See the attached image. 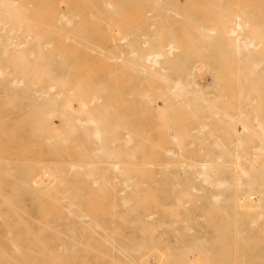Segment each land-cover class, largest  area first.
<instances>
[{
	"label": "bare ground",
	"instance_id": "6f19581e",
	"mask_svg": "<svg viewBox=\"0 0 264 264\" xmlns=\"http://www.w3.org/2000/svg\"><path fill=\"white\" fill-rule=\"evenodd\" d=\"M148 2L147 5L151 6L152 8V12L153 14L150 13V16L151 17H154V20L156 19V17L158 15H160L161 12H163V10L168 13V15H166V13H162L163 16L165 14V17L167 18L168 17H172L171 15H174V13L172 12V6L173 5H170L168 4L167 5V0H0V108H8L7 110L10 111L12 110L14 107H16V103L13 101H11V103L7 106L5 105V101H7L5 99V101L3 100V96L5 97V95H10V96H13V98L16 96L15 93H14V90H13V86L17 85V84H21L22 86H24L26 88V95L27 93L29 94H34L35 95V98H37V100H39L38 98H40L42 100V97H48V101L43 98V103H44V99H45V102L47 101L49 103L50 99H53L52 101L54 102L55 100H58L56 98H59L60 96L64 95L63 94V91H64V86L68 84V81L66 80V76H69V73H66L63 74V78L64 79H61L60 76H58L57 74H55L54 76H50V73L47 71V70H51L52 73L53 71L57 72L58 70H60V68L58 66L56 67H51L49 68L46 64H49L48 62L46 64H41L43 62V51L42 50V44H43V40H41V33L38 32V29H41L43 24L41 23L42 20L45 19L44 21V24H48L49 23L51 24V26L54 28L51 29L50 28V25L48 26L49 29L47 28L46 30H43L46 32L48 31L47 34H51V32L53 34H58V31L60 32H64V28H60L58 30V28L60 27V25L57 27V25L54 27V23H56L54 20L57 19V18H61L63 19L64 21H68L70 20V25L71 24V18L73 17H76L74 14H76L77 16L82 14V15H87V16H102L104 13H114L115 16L118 15V16H122V15H126L127 13H130V14H134V15H143L144 14V7L142 8V3L143 2ZM166 1V2H165ZM176 1V0H175ZM178 1V0H177ZM186 1V0H185ZM185 1L180 2V4H184L185 5ZM188 1V0H187ZM207 0H204L202 2H204L203 4L200 5V7L203 5V8L205 7H208L206 9H209V10H214V7L216 8L214 10L215 13L218 14V12L222 9V6H219V5H222L219 4L217 1L213 0V2H211L210 5H212V3H215L217 2L218 3V6L216 5L217 3L214 4V6L212 8H209V6H206L208 5V3H206ZM215 1V2H214ZM218 1H221V0H218ZM238 0H234L233 2L230 0V2L232 4H239L237 6V9L239 6H245L247 5V7H251L250 4L249 5V2L252 3L254 0H240L238 2L240 3H236ZM263 1V2H262ZM136 2L138 3L136 5ZM170 2V1H169ZM194 2V1H192ZM209 2V1H208ZM243 2V3H242ZM248 4H247V3ZM58 3H63L64 7H65V11H62V10H59L57 9L56 7L58 6ZM171 3V2H170ZM177 5L179 3L175 2ZM190 3V2H188ZM245 3V5H244ZM254 3V2H253ZM255 3L256 4H259L257 5L259 8H262L261 10L259 8H257L256 4H253L252 6L255 5L254 8H256V10H258L257 12L259 13V11L262 13L261 14H264V6H262L264 3V0H260V2H258L257 0H255ZM261 3V4H260ZM163 4H166L167 6L170 7V9L168 10L166 5H164L166 7V9H162L159 7L162 6ZM172 4V3H171ZM175 5L174 8L177 7V5ZM191 4V3H190ZM194 4V3H193ZM225 3H223V7H225V9L223 11H226V6H224ZM241 4V5H240ZM183 5V6H184ZM216 5V6H215ZM235 5H233L234 7L233 8H236ZM126 7L128 8V10L126 9H121V7ZM144 6H146V4H144ZM163 6V7H164ZM182 6V5H181ZM182 6V8H183ZM199 7V8H200ZM221 7V8H219ZM243 7H239L240 9L239 10H235L233 12H231V14H229L228 10L225 12L227 14L226 15L224 13L223 17H221L220 19V23H219V19H216L218 22H217V26L216 25H210V24H207L208 21H212L210 20V18L212 19V15L214 16V12H208V19H207V16L204 15V18L205 19V16H206V20L207 23H204L205 21L202 19V18H199V20L204 21L202 23H197L196 25V21H197V18H195L196 20L195 21V24L193 22V15H196V14H190L189 12V16L190 18L192 19H188L189 22H192V24L194 25L193 27H195V31L194 33L199 35V37H201L203 39V41L205 42L207 37H211V36H214L213 38L217 37L218 39L220 40H217V43L219 44V47L216 48V46H218L216 44V41L212 44H213V48H212V51L214 55H209V57L211 58L212 56H214L212 58V60L216 63L217 61L219 60H216V59H221V58H218L220 56V54H225L224 52L226 51V55L229 57V54L231 55L230 59H228V62L227 64L229 63L230 65H233L235 64V66L231 69L228 70V68H230V65L228 66L227 68V72L223 74L224 75H227L226 77H229L228 79L229 80H232L231 82L233 83V80L236 81L235 84L236 86L235 89H232L231 87V90H226L224 87H222L221 89V86H220V93H219V96H217L215 99L211 100V102L208 101V99H206L204 97L205 95V92L202 91V89L199 88V85H201V82H204V80H198L197 77L195 76L194 74V70L195 69H198L197 67V64L196 62H193L194 60H191V59H187L185 58L184 59V56L182 55L183 58H181V60H179V63H178V67H181L183 71H186V73L183 74V76L181 75L180 72H175L173 73L172 70H174V66L176 65V63L174 64L171 63L169 60H173L172 58H168L169 56L171 55H174L176 54V52H178V50H181L179 48V44L177 43V41H180L179 40H176L173 38V36L170 35V38L166 39V41H161L160 42V39L159 37H161V34H162V25H158V28H160L159 30H157V28L153 27V31L152 32H148V28H147V33L148 35L150 33L152 34H157L158 37H156L155 35H153L155 37V39L157 38V40H147L145 39L144 40V43L143 44H146V50H144L143 52L141 51V53L138 55H136V61L137 63H135L136 65L138 64L137 66V71H139L138 73L140 74L141 72L140 71H144V70H150L152 68H156L155 70H153L154 73H152V76L154 77L155 74H156V77L158 76L159 79L157 78H153V81H155L154 79L156 80H159L161 83H155L151 82L156 85L154 86L151 90H148L146 91L145 93H142L143 94V97L141 98L145 104L149 105L150 107H147V105H145L147 108H148V111H151L150 109H152V107H155L154 106V103L156 102V98L158 96V99H161L162 98H159L161 96H163V94L165 95H173L175 97H177L178 99V103H179V106L182 107V109L184 110H189L194 116L192 118H194L195 116H197L196 114L199 113L197 112V107H198V102L200 101H204V102H208L207 103V111H206V115H205V118L206 119H210V122H213L214 119H217L221 120V129L222 131H220L219 135L216 136V132L212 129L210 131H208V133L210 134V138L208 139H204L202 140L201 142L199 143H205V147L202 149V153H199V152H193L191 154H186V148L181 146L180 148H178L179 150V156H177V158L175 157V159H178V163L176 162V164L173 165L172 163V167L173 169H167L168 165H166L165 163H161L159 164L157 162V164H159L157 167H158V170L156 171V173H160L161 177L158 178V179H141V176L144 174L142 172H144V169H139V167H142L141 164H143V161L146 162L145 159H150V157L155 154L153 153L151 156L150 154L147 155L146 153H143V151L147 150V148L145 149L144 146H141L142 144V141H140L138 138L135 137V140L138 139V141L135 142L136 146L132 149H130V154L126 155L125 156V160L126 161H134L136 160V158H138L136 155L138 154H146L145 158H143L141 156V163H138V162H131L132 164L130 165L131 168H132V165L133 167L135 166L136 167V170L135 172H133L132 174L129 173V170L127 171L126 168L130 167L128 166V163L126 164H122L120 165L117 161V159L121 158L119 157L120 155H118L119 153L117 152L119 150V148L117 147H111V146H106L105 143H103V139L106 138V135L104 133V130L106 127H108V125L106 127L103 128V126L101 127L100 126V122H101V117H100V110H92L91 107H89L88 103H90L89 101H95V100H98V98L100 99L101 96H99L100 92H98L99 90L101 91L103 89L104 86H102L103 84L101 82H104V81H100V85L98 84L99 81H97L96 84H98V86H102L101 89H97V86H96V90L95 92H97L95 94L94 90L92 88H94V84L93 82L90 81V83H86V78H85V75H87L86 71H87V67H85V70L83 74L84 78L85 79H81V76L79 75L80 79L81 80H85L83 82H80V79L78 80H75L74 82H76V87L75 86V83L73 84L72 87H74V91L76 90L77 86H80L79 83L77 81L80 82V84L82 83V85H84L85 89H87V86L85 85V83L87 85H90L91 83H93V87L91 85V90L92 92L89 90L90 92V96L89 95H83L84 98H80V93L82 91H85L83 92V94H88L87 93V90H84L81 87L79 88H82V91H80L81 89L77 90L78 92V95L75 94V96H73V98L77 97L78 100H80L81 102V105L78 107L79 108H82L85 113H86V116L85 114L83 115L85 118H78L77 116V119H79L80 122H82V120H86V122L88 124H91L92 127L90 128V130H87L85 133H86V139L87 141H89L92 146L87 150L88 153H95L98 154L95 155L94 158H96L98 161H95L92 159L93 155L91 154H87L85 155L84 158H82L84 161H82V163H76L77 167L79 166L80 168H82V171H81V175L83 177H85V181H88L89 183L96 186L97 183H99V185L96 187L97 190H95L96 192H102V191H105V188H106V184H109V183H113V185L111 184L110 187V190L112 192H125L126 194L125 195H117L116 196H112V198H116V200L111 203H106L104 206L105 208L108 207V209H106V212H110L111 213L113 212V210H111L110 208L112 209H115V214L112 213V215L114 214L115 216H111L110 217L112 218V220L109 219H103L101 217L100 219V222H96L95 219L93 217H88L87 214L85 212H83L82 208L84 207L81 203L79 202H76L75 200L77 199H82V202H83V198L87 199L86 197H89L88 196H85V194H77L78 192H86L88 191L90 188L89 187H83V186H79V185H71V186H68L64 189L60 188L59 191L61 193H64L62 195L58 194L57 192V195L61 196V198H63L66 202L60 206V207H63L65 211H68V217H70V212H69V209L71 207H75L76 210L73 211V227L77 230L78 232V236H79V240L77 241V243H86V241L88 240H92L94 239V237H96V240L98 239V242L100 243H116L118 242L119 240L125 242V243H132L129 244L131 246H133L132 249H129V248H124V249H121V250H118V252L120 253H123V254H127V256H129L130 254L129 253H132L133 255L136 254V252H139V249L134 247V246H137V247H140L142 244H143V239H141L142 241H138L140 240V238L138 240H136L135 238V235L137 232H140L142 233L143 230H140L142 228H144V226L148 227L153 230H155L156 228H159V230L156 229V231H152V232H149V235L148 236V239L151 238V239H154V240H160L161 242L163 243H180L181 241H187L189 239H191L192 236L196 237L194 234V231L196 230V226L195 225H198V222H199V219L201 214L199 213V211H196V206H195V203L199 202V199L200 198H204L206 199V202H209L211 204H215L216 206H218L221 209L224 210L225 206L228 204H230L232 207H231V211L234 212V210H244L248 213V211H252L251 214L253 213V211H255L256 209L260 208L259 206H263L264 205V31H263V34L261 33V30H264V27H261L264 23L261 24V20L259 21L258 19H260L261 16L260 13L258 14L256 12L255 14V9L253 7L252 10H254V17L253 15H250L248 12V15L249 16H245V13H246V10L243 11ZM248 7V8H249ZM79 8H82V9H79ZM181 8V11L179 9L180 12L178 13H181L178 17H181L180 20H182L183 22L185 21L186 23L184 24H187V11L183 10ZM188 8V7H187ZM198 6L195 7V9L198 11H202L203 13V9L202 7L199 9H197ZM204 8V10H206ZM251 8H249V10H251ZM191 9V8H190ZM194 9V8H193ZM242 9V10H241ZM154 10V11H153ZM175 10V9H174ZM217 10V12H216ZM151 11V10H150ZM169 11V12H167ZM178 11V10H177ZM200 11V12H201ZM222 11V12H223ZM147 12V10H146ZM173 13L171 15H169V13ZM186 12V16L182 15L183 13L185 14ZM193 12V11H191ZM206 12V13H207ZM221 12V11H220ZM219 12V13H220ZM222 12L220 13V15L222 14ZM245 12V13H244ZM78 13V14H77ZM80 13V14H79ZM177 13V12H176ZM210 13V14H209ZM211 13H213L211 15ZM246 13V14H247ZM251 13L253 14V11H251ZM114 14L112 16H114ZM129 14V15H130ZM162 14H161V19H162ZM106 15H109V14H106ZM183 17H182V16ZM256 15V17H255ZM104 16V15H103ZM145 16V15H143ZM175 16V15H174ZM188 16V18H189ZM211 16V17H210ZM219 16V14H218ZM107 16H105L106 18ZM127 16H122L121 18H126ZM134 17V16H133ZM146 17V16H145ZM163 17V18H165ZM176 17V16H175ZM177 17V18H178ZM195 17V16H194ZM220 17V16H219ZM251 17L254 18V21H252ZM263 17V15H262ZM78 18V17H76ZM75 18V19H76ZM104 18V20H105ZM109 18H111L109 16ZM119 17V20L121 19ZM130 18V16L128 17ZM128 18L127 20H125V25L127 24L126 21H128ZM132 18V17H131ZM130 18V20H131ZM140 18V17H139ZM139 18H136V19H139ZM173 18V17H172ZM186 18V19H185ZM218 18V17H216ZM249 18V19H248ZM264 18V17H263ZM36 19H38L37 21H41V22H38V23H41V27L40 25L37 23H33V21H36ZM48 19V20H46ZM81 19V18H80ZM102 19V17H101ZM134 19V18H133ZM142 19V18H140ZM214 19V18H213ZM256 19L258 21H256ZM50 20V21H49ZM83 20V19H82ZM82 20H80L82 22ZM88 20V19H87ZM90 20V19H89ZM88 20V21H89ZM100 20V19H99ZM108 22H110L108 25V27L110 26V24L113 22L112 18L109 20L107 19ZM149 20V19H148ZM171 20V19H170ZM179 20V19H178ZM179 20V21H180ZM191 20V21H190ZM215 19L212 21L213 24H215L216 21ZM264 20V19H263ZM262 20V22H264ZM53 21V22H52ZM58 21V19H57ZM76 21V20H74ZM84 21L85 18H84ZM92 23H91V22ZM89 22L91 24H93L95 21H97V18L95 20H90ZM118 21V20H117ZM166 21V20H165ZM169 21V20H167ZM178 21V22H179ZM49 22V23H48ZM60 21H58L59 23ZM69 22V21H68ZM78 22H75L77 23L78 25ZM79 22V24L81 23ZM100 22V21H98ZM97 22V24L99 25V23ZM158 22V20H157ZM178 22H175L174 19H172V22H171V26L172 24L174 25V23H177L178 25L180 23ZM182 22V23H183ZM200 22V21H198ZM260 24V26L257 24ZM66 23V22H65ZM74 23V22H73ZM84 23V22H83ZM88 22H86L87 24ZM114 23H117V22H113L112 25ZM120 23V21H119ZM164 23V22H163ZM167 23V22H166ZM182 23L180 25V31H182ZM218 23H219V26H218ZM67 24V23H66ZM65 24V26H66ZM89 24V23H88ZM95 24V23H94ZM154 24V23H153ZM189 24V23H188ZM187 24V25H188ZM191 24V23H190ZM39 25V27H38ZM64 25V24H63ZM81 27H83V24L81 23ZM117 25V24H115ZM120 25V24H119ZM124 25V27H125ZM166 25V24H164ZM85 26V24H84ZM129 26V25H126V27ZM142 26V25H141ZM140 26V27H141ZM168 26V25H167ZM185 26V25H184ZM183 26V27H184ZM189 26V25H188ZM76 29H74V25L71 27L72 30H67L65 32V34L63 33H59L60 36L58 35L59 40L62 39V36L61 35H66L69 37V34L70 31L72 32L70 34V37L72 36H77V33L78 34H81V33H84L82 32V30L84 31L86 29V27H83L82 30H81V27L78 28V26H75ZM94 27V26H93ZM107 27V30L105 33H109L110 31L114 32L117 30V33H119L118 30L119 29V26L118 28L115 27V31L114 29L111 30L112 28L109 27L108 29ZM113 27V26H112ZM150 27V26H149ZM152 27V25H151ZM261 27V28H260ZM58 30H56V29ZM97 28V27H95ZM186 28V26L184 27ZM190 28V27H189ZM50 29L52 31H50ZM63 29V30H61ZM78 29V30H77ZM81 31H80V30ZM90 29V28H89ZM99 28H97V31H98ZM122 29V28H121ZM139 29V28H137ZM164 31H167L168 28L166 27H163ZM166 29V30H165ZM191 29H192V25H191ZM56 30V31H55ZM91 30V29H90ZM102 30V28L100 29ZM110 30V31H109ZM123 30V29H122ZM121 30V31H122ZM172 30H174L172 28ZM176 30V29H175ZM174 30V31H175ZM179 31V27L177 29ZM176 30V31H177ZM187 35L190 34V31H188V29L186 28L185 29ZM194 30V28L192 29V31ZM55 31V32H54ZM76 31V32H75ZM86 31V30H85ZM97 31H93L94 33ZM104 31V30H103ZM120 31V32H121ZM151 31V30H149ZM163 31V32H164ZM175 31V32H176ZM179 31V32H180ZM41 32H42V29H41ZM90 32V31H89ZM92 32V31H91ZM102 32V31H101ZM99 32V33H101ZM140 32V30H139ZM138 32V33H139ZM161 32V34H160ZM168 32V31H167ZM189 32V34H188ZM75 33V34H74ZM93 33V34H94ZM112 33V34H114ZM137 33V34H138ZM142 33V32H141ZM145 33V31H144ZM165 33V32H164ZM171 33V32H170ZM168 32V34H170ZM49 34V35H50ZM74 34V35H72ZM85 34V33H84ZM88 33H86V36L85 37H88L87 36ZM98 34V33H97ZM111 34V32H110ZM108 34V35H110ZM130 34V33H129ZM29 35V36H28ZM72 35V36H71ZM83 35V34H82ZM131 35V34H130ZM166 35V33H165ZM63 36V37H64ZM80 36V35H79ZM78 36V37H79ZM111 37L113 35H110ZM124 36V35H123ZM121 36V37H123ZM129 36V35H128ZM152 36V35H151ZM152 36V37H153ZM175 36V34H174ZM30 37V38H29ZM42 37H44L42 35ZM47 37V36H46ZM77 37V38H78ZM130 37H133V36H129L127 37L126 40H129L128 38ZM143 37H145V35H143ZM163 37V36H162ZM168 37L167 35L165 36V38ZM186 38V36H183ZM189 37V36H187ZM66 38V37H65ZM76 38V37H75ZM74 38V39H75ZM82 38V37H81ZM79 37V40L81 39ZM147 38V37H146ZM179 38V37H178ZM184 38V39H185ZM68 39V42H71L69 41V38ZM87 39V38H86ZM89 39V38H88ZM102 39V38H101ZM124 39V38H123ZM183 38H181L182 40ZM211 39V38H210ZM50 40V39H49ZM71 40V39H70ZM83 40V43L84 41H86L87 43H89L87 40L85 39H81ZM114 40V39H113ZM116 40V39H115ZM125 40V41H126ZM75 41V40H74ZM208 41V40H207ZM220 41V42H219ZM47 42V41H45ZM62 42V41H61ZM60 42V43H61ZM77 41H75V44L74 45H80L78 43H76ZM130 42V40H129ZM197 42V41H196ZM210 42V40L208 41ZM207 42V43H208ZM222 42V43H221ZM51 43V42H50ZM49 43V45H51ZM65 43V42H64ZM63 43V44H64ZM74 43V42H72ZM83 43L79 46L81 47L83 45ZM127 43V42H126ZM125 43V44H126ZM132 43V46L134 49L135 47L133 46L134 45V42H131ZM130 43V44H131ZM142 43V42H141ZM182 43V41H181ZM220 43L221 45L223 46L224 44V47L220 46ZM47 44V43H46ZM61 44V45H63ZM67 43H65L66 45ZM86 44V43H85ZM83 45L81 47V49L83 47H87L86 45ZM91 45V43H89ZM119 44V43H118ZM130 44H127L128 46ZM196 44V43H195ZM47 45V47H51ZM60 45V44H59ZM60 45V46H61ZM73 45V46H74ZM94 45V43H93ZM137 45V44H136ZM56 46V45H55ZM71 45V47L74 49ZM95 47L98 46V45H94ZM126 46V45H125ZM139 46V45H137ZM136 46V47H137ZM45 47V46H44ZM54 47V46H53ZM92 47V46H91ZM100 49L101 47L98 46ZM114 47V46H113ZM112 47V48H113ZM181 48L182 45L180 46ZM195 47V46H194ZM63 48V47H62ZM68 48V47H67ZM70 48V47H69ZM84 48V50H85ZM121 48V47H120ZM141 48V47H140ZM179 48V49H178ZM196 48V47H195ZM222 49L221 50V53L219 54V52L216 50V49ZM45 49V48H44ZM73 49H71L70 51H73ZM80 49V48H79ZM88 49V48H87ZM97 49V48H96ZM97 49V50H98ZM103 49V48H101ZM185 49V47H184ZM190 49V48H189ZM189 49H187L186 51H188ZM191 49H193V51L195 52L196 50H194V48L192 47ZM211 49V48H210ZM213 49H215L217 52H215ZM227 49V50H226ZM11 51L9 54H7L8 51ZM67 50V49H66ZM83 50V49H82ZM92 51V49L89 48V51ZM119 50V48L117 49V51ZM136 50V49H135ZM133 50L132 48H130V52L135 54V52L138 50ZM206 50V49H205ZM224 50V51H223ZM46 51V50H45ZM58 51V50H56ZM63 50H60L59 52H61ZM69 50H67L68 52ZM102 51V50H101ZM100 51V54H105L107 55L110 51L107 50V53L106 50L104 52V50L101 52ZM192 51V50H191ZM220 51V50H219ZM223 51V53H222ZM76 52V51H75ZM93 52H95V50H93ZM97 52V51H96ZM114 52V51H113ZM190 52V51H189ZM189 52H184L186 57L191 54V56L194 57H197L193 52V55L192 53H189ZM48 53V52H47ZM62 53V52H61ZM64 53H66V51L63 52V55ZM74 53V51L72 52ZM72 53H68L69 54H72ZM98 53V52H97ZM115 53V52H114ZM130 53V54H131ZM217 53V55H216ZM229 53V54H227ZM7 54V55H5ZM50 54L53 56V53L50 52ZM49 54V55H50ZM55 54H57V52H55ZM86 54V53H85ZM99 54V59L102 58L103 56L105 55H100ZM109 54H112V52H110ZM108 54V55H109ZM183 54V53H182ZM212 54V53H211ZM49 56L50 58L52 56ZM63 55H60V58L62 59L63 58ZM73 55V54H72ZM76 55V54H75ZM116 55V54H115ZM219 55V56H218ZM102 56V57H101ZM110 56V55H109ZM130 56V55H129ZM215 56H218V57H215ZM226 56V57H227ZM111 57V56H110ZM109 57V59H110ZM121 57V56H120ZM135 57V56H134ZM190 56H188L189 58ZM208 57V56H206ZM221 57V56H220ZM234 57V58H233ZM47 58V57H46ZM78 59V56L75 57ZM117 58V57H115ZM119 58V57H118ZM125 58H127L125 56ZM175 58V56H174ZM191 58V57H190ZM192 58V59H193ZM215 58V59H214ZM42 59L41 63H40V60ZM104 59V58H103ZM121 59V58H120ZM123 59V58H122ZM183 59V60H182ZM207 59V58H205ZM233 59V61H232ZM50 60V59H49ZM83 60V59H82ZM98 60V59H97ZM115 60V59H114ZM229 60L232 62H229ZM46 61V60H45ZM52 61V60H50ZM60 61V60H59ZM101 61V60H100ZM104 61V60H103ZM110 61H113V60H110ZM117 61V60H116ZM62 62V60L60 61V63ZM93 62V61H92ZM97 62V61H95ZM129 62V61H128ZM198 62V61H197ZM65 63V60L63 61V64ZM118 63V62H117ZM130 63V62H129ZM132 63V62H131ZM134 63V62H133ZM212 63V61H211ZM220 63V62H218ZM75 64V63H74ZM83 63H81L82 65ZM112 64V63H111ZM217 64V63H216ZM8 65V66H7ZM62 65V63H61ZM60 65V66H61ZM66 65V64H65ZM78 65V64H77ZM80 65V67H81ZM96 65V64H94ZM124 65L126 66V64L124 63ZM122 65V66H124ZM203 65V64H201ZM6 66V67H5ZM101 66V65H100ZM121 66V67H122ZM132 66V65H131ZM10 67V72H8V74L5 73L6 70H4V68L8 70V68ZM73 67V66H72ZM70 67V68H72ZM94 67V66H93ZM130 67V66H129ZM139 67V68H138ZM200 67V66H199ZM206 67V65H205ZM96 68V67H95ZM124 68V67H123ZM201 68V67H200ZM207 68V67H206ZM79 69V67H78ZM131 69V67H130ZM202 69V68H201ZM201 69H198V70H201ZM209 70H211L212 72L215 71V74H211V80L212 82H214V87L216 88L217 85H221L222 83L220 82V78L223 79V77H220V73H218L220 71V69L217 70V67H213V66H209L208 67ZM46 70V71H45ZM72 70V69H70ZM110 70V69H109ZM117 70H120V69H117ZM181 70V71H182ZM223 70V69H222ZM69 71V70H68ZM75 71V70H74ZM89 71V70H88ZM94 71V70H93ZM108 71V70H107ZM106 71V72H107ZM114 71V69H112V72ZM175 71V70H174ZM224 71H226L224 69ZM102 72V71H101ZM150 72V71H148ZM45 73V74H44ZM48 73V74H47ZM108 73H110V75L112 74L111 73V70L110 72L108 71ZM107 73L108 77L109 78V74ZM114 73V72H113ZM145 73V71H144ZM143 73V75H144ZM147 73V72H146ZM219 75H217V74ZM75 74V73H74ZM95 75V72L93 73ZM116 74V73H115ZM115 74L113 76H115ZM130 74V73H129ZM142 74V73H141ZM151 73H147L146 76L148 75V78H149V75ZM230 74V76L228 75ZM73 75V74H72ZM82 75V74H81ZM117 75V74H116ZM92 76V75H91ZM90 76V77H91ZM111 76V77H113ZM130 76V75H129ZM140 76V75H139ZM151 76V75H150ZM82 77V78H83ZM103 77V76H102ZM220 77V78H219ZM225 77V78H226ZM76 78V77H75ZM78 78V76H77ZM89 78V77H88ZM98 78V77H97ZM106 78V80H107ZM134 78V77H133ZM137 78H138V75H137ZM147 78V77H146ZM144 78V79H146ZM90 79V78H89ZM113 79V78H112ZM119 79V78H118ZM162 79V81L160 80ZM60 80H63V81H60ZM91 80V79H90ZM95 80V79H94ZM93 80V81H94ZM98 80V79H97ZM123 80V79H122ZM135 80V79H134ZM139 81V79H137ZM143 80V79H142ZM224 80V79H223ZM222 80V82H224ZM65 81L67 83H65ZM141 81V80H140ZM144 81V80H143ZM148 81V80H146ZM64 82V84H63ZM73 82V81H72ZM96 82V81H95ZM108 82V81H107ZM106 81L104 82L105 84L107 83ZM150 82V81H149ZM150 82V83H151ZM226 82V81H225ZM230 83V81H227ZM114 83V82H113ZM117 83V82H116ZM151 83V84H152ZM140 84V83H139ZM138 84V85H139ZM226 84V83H224ZM64 85V86H63ZM69 85V84H68ZM67 85V86H68ZM223 85V84H222ZM229 85V84H228ZM14 86V87H15ZM106 86V85H105ZM109 86V85H108ZM117 86V85H116ZM232 86V84H231ZM34 87V88H32ZM71 87V88H72ZM131 87V86H130ZM233 87V88H234ZM70 88V87H69ZM107 88V87H106ZM73 89H70V90H73ZM78 89V88H77ZM144 89V88H143ZM205 89V88H204ZM208 89V88H206ZM25 90V89H23ZM66 90V89H65ZM68 90V89H67ZM104 90V89H103ZM18 91H21V89H19ZM28 91V92H27ZM143 91V90H142ZM22 92V91H21ZM68 92V91H67ZM66 92V93H67ZM71 92V91H69ZM76 92V93H77ZM94 92V93H93ZM103 92V91H102ZM105 92V91H104ZM209 92V91H208ZM114 93V92H113ZM103 94V93H102ZM210 94V93H209ZM74 95V94H72ZM71 95V96H72ZM120 95V94H119ZM207 95V94H206ZM28 96H31V95H28ZM80 96V97H78ZM88 96V98H87ZM170 96V97H171ZM21 97L22 96H16L15 98H19V100H21ZM70 97V96H69ZM114 97V96H113ZM156 97V98H155ZM164 97V96H163ZM166 97V96H165ZM169 97V96H168ZM12 98V97H11ZM14 98V99H15ZM24 98L25 100H28L27 98H25L24 96L22 97ZM35 98L33 99L32 102H35L37 103V100L35 101ZM55 98V100H54ZM68 96L66 95V99H61V109H60V113L65 109V111L67 109H71L73 106L70 104L69 100L73 99L72 97H70L71 99H67ZM154 98L156 100H154ZM31 99L32 97L30 98V102H31ZM114 99V98H113ZM119 99V98H118ZM164 99V98H163ZM173 99L175 100V98L173 97ZM172 99V100H173ZM39 100V101H41ZM168 100V98H167ZM166 99L165 100H162L165 105V107H163L162 109L166 108V111L164 109V113H158L157 111V119H161L165 116H168V114L166 112L167 111V107H169L171 110H172V106L173 105L172 103L174 101H172L171 103H168L166 102L167 101ZM29 101V100H28ZM50 101V103L52 102ZM106 101V100H105ZM153 101H155L153 103ZM176 101V100H175ZM216 101H218L217 103H222V101L224 103H227V106L229 107H222V108H217V103H215ZM220 101V102H219ZM52 102V103H53ZM102 102V101H101ZM140 102V101H138ZM176 102V103H177ZM47 103V104H48ZM51 103V104H52ZM72 103V102H71ZM160 103V102H159ZM162 103V102H161ZM163 103V104H164ZM5 106H4V105ZM31 105V104H30ZM36 105V104H35ZM35 105H31L33 106V110L32 112L36 113V115L39 113L40 115H42L44 118L42 119L43 121H41V118L42 116L40 117V115L37 117H39V119L35 117V120L34 121H41L39 123V127L41 125L42 122H46L45 123V126H47L49 128V126H53V122L50 123V120H48V116L52 113L53 115V106H49L48 105V108L51 107L53 109H46V105L45 103L42 105V104H37L36 106ZM45 105V107H44ZM53 105V104H52ZM71 108H69L70 106ZM105 105V104H104ZM139 105V104H138ZM156 105V104H155ZM168 105V106H167ZM191 105H194L195 108H191L192 106ZM157 106V105H156ZM178 106V107H179ZM25 108H27L26 106H23ZM38 107V108H37ZM43 107V108H42ZM68 107V108H67ZM77 107V106H76ZM139 107V106H138ZM40 108V109H39ZM74 108V107H73ZM95 108H98V107H95ZM146 108V109H147ZM157 110H158V106L156 107ZM168 108L169 112H171V110ZM232 108V109H231ZM17 109H20L21 110V107H17ZM37 109V110H36ZM43 109V110H42ZM45 109V111H44ZM58 109V108H57ZM77 110V108H75ZM233 109H236V112L235 114H233L231 111ZM52 110V112L50 111ZM55 110V109H54ZM62 110V111H61ZM76 110L73 111L70 113L71 115L73 114V117L75 116L76 114ZM80 110V109H79ZM105 110V109H104ZM29 111L28 108L26 110V112ZM36 111H39L38 113ZM42 111V112H41ZM83 111V112H84ZM140 111V110H139ZM146 113L148 111L144 110ZM160 111V110H159ZM235 111V110H233ZM25 111L23 112V114H27L28 115V112L26 113ZM31 111H29V115H33ZM55 112V111H54ZM75 112V114H74ZM141 112V111H140ZM153 112V111H151ZM168 112V113H169ZM175 112V110H174ZM180 112V111H179ZM50 113V114H49ZM58 113V114H60ZM142 115H143V112H141ZM173 113V112H172ZM22 114V115H23ZM55 114V113H54ZM62 114V113H61ZM60 114V116H61ZM110 114V113H109ZM114 114V113H113ZM159 114H163L162 117L161 115L159 116ZM180 114V113H179ZM187 114V113H186ZM185 114V115H186ZM190 114V113H189ZM191 114V115H192ZM27 115H23V117H28ZM35 115V114H34ZM35 115V116H36ZM181 115V114H180ZM190 115V117H191ZM51 116V115H50ZM220 116H222L221 118H225V120L222 122V119H219ZM57 117V116H56ZM59 117V116H58ZM75 117V118H76ZM129 117V116H128ZM144 116H141L140 118H142ZM161 117V118H160ZM203 116L199 115V118H201ZM22 117L20 116V119ZM47 118V119H45ZM51 118V117H50ZM49 118V119H50ZM53 118V117H52ZM64 118H67V117H64ZM172 118V117H170ZM28 119V118H27ZM61 119V118H60ZM74 119V118H73ZM145 119V118H143ZM166 119V117H165ZM168 119V118H167ZM180 119V118H179ZM182 119V118H181ZM184 119V118H183ZM195 119V118H194ZM63 122H64V119H62ZM68 120V119H67ZM169 120V119H168ZM177 120V118L175 119ZM203 120V119H202ZM19 121V120H18ZM31 121V120H30ZM66 121V120H65ZM167 121V120H166ZM23 122V121H21ZM25 122V121H24ZM32 122H33V119H32ZM48 122V123H47ZM74 122V121H73ZM107 122V121H106ZM114 122V121H113ZM161 122V120H160ZM205 122V121H204ZM20 123V122H19ZM34 123V122H33ZM32 123V124H33ZM42 123V126L43 124ZM61 123V122H60ZM66 123V122H64ZM72 123V122H71ZM79 123V122H78ZM83 123V122H82ZM104 123V122H103ZM112 123V122H111ZM182 123V122H181ZM198 123V122H197ZM31 124V123H30ZM30 124H29V127H30ZM81 124V123H80ZM86 124V123H84ZM113 126L115 123H112ZM160 124V123H159ZM59 125V124H58ZM74 125V124H73ZM105 125V124H104ZM117 125V124H116ZM115 125V126H116ZM163 125V124H161ZM165 125V129H169L166 127V124ZM163 125V126H164ZM211 125H213V127H219L220 129V126H218L217 123H212ZM44 126V127H45ZM60 126V125H59ZM67 126V124H66ZM77 126V125H76ZM75 126V128H76ZM155 126H157V124L155 125L154 124V129H157V127L155 128ZM172 126V125H171ZM205 126V124H202L201 121L200 123H198L196 126H195V132H198L200 131L203 127ZM34 127V126H33ZM36 124V128H32L31 129H38L39 128ZM44 127H42L43 129H45ZM56 129V126H53L51 128H49L50 130L53 128ZM62 127H63V124H62ZM78 128H80V126L78 125L77 126ZM161 127V126H160ZM42 128H39L40 131L42 132ZM47 128L46 132L43 131L42 134H45L47 133V131L49 132V129ZM66 128V127H65ZM115 128V127H114ZM173 128V127H172ZM193 128V127H192ZM21 129V128H20ZM60 129V128H59ZM62 129V128H61ZM70 129V128H69ZM72 129V128H71ZM74 129V128H73ZM109 129V128H108ZM113 129V128H112ZM141 129V128H140ZM147 129V128H145ZM162 129V128H161ZM63 130V129H62ZM76 130V129H75ZM74 130V131H75ZM85 130V129H84ZM143 130V129H142ZM164 130V129H162ZM39 131V132H40ZM54 130L51 131V133H53ZM56 131V130H55ZM138 130H136V133H137ZM146 131V130H145ZM152 131V130H151ZM175 131V130H174ZM191 131V130H190ZM10 132H13L11 131L10 129ZM17 132V131H16ZM34 133V131H32ZM36 132V131H35ZM57 132H60V130L54 132V137L58 134H55ZM62 132L64 131H61L60 135L63 134ZM156 132V131H155ZM154 132V133H155ZM50 133V134H51ZM108 133V131H107ZM143 133V132H142ZM150 132H148L147 134H149ZM157 133V132H156ZM159 133V132H158ZM161 133V132H160ZM41 133L38 134L40 135V139L37 141H40L41 140V137L43 139V136ZM48 134V133H47ZM67 134V132L65 133ZM145 135L148 136V135ZM189 134V133H188ZM69 135V134H67ZM133 135V134H132ZM140 135V134H139ZM65 136V135H64ZM138 136V135H137ZM172 136V135H171ZM186 135L183 133V132H175L173 133V143H179V144H182V139H184ZM53 137V136H52ZM88 137V138H87ZM131 136H129V134L127 133L126 131V135L124 134V137H123V143H125V147L127 144H129L131 138ZM139 137V136H138ZM149 137V136H148ZM45 138V136H44ZM48 140L50 139L49 137H47ZM45 138V139H47ZM60 138V136H59ZM64 138V137H63ZM250 138V139H248ZM43 139L42 142L45 140ZM134 139V138H133ZM170 139V137H169ZM108 140L110 143H108L109 145H112L111 143H113L115 141V138L113 136H110L108 137ZM146 140H147V137H146ZM62 141V140H61ZM158 142V140H156ZM155 141V142H156ZM154 142V143H155ZM37 143V142H36ZM85 143V142H84ZM87 143V142H86ZM156 144V143H155ZM48 145V144H47ZM34 146V145H33ZM152 146V145H151ZM52 148V146H51ZM145 150H144V149ZM141 149V151H140ZM155 149V148H154ZM156 149L157 146H156ZM173 149L175 150V148L171 147V148H166L165 150H162L161 151H166V152H169L171 153V155L173 154L172 152ZM40 150V149H39ZM65 150V149H64ZM177 150V149H176ZM66 151V150H65ZM153 151V149H152ZM159 151H160V148H159ZM158 151V152H159ZM64 152V151H63ZM123 152V151H121ZM124 152H127V151H124ZM165 152V153H166ZM30 154V153H28ZM67 154V153H66ZM157 154V153H156ZM155 154V155H156ZM175 154V153H174ZM38 155H40L38 153ZM45 155V153H44ZM154 155V156H155ZM98 156V157H97ZM148 156V158H147ZM164 156H167L164 155ZM6 157V156H5ZM8 157V156H7ZM38 157V156H37ZM40 157V156H39ZM158 157V154L156 156V158ZM173 157V155H172ZM4 158V157H2ZM25 159V158H24ZM27 159V158H26ZM105 159V160H103ZM144 159V160H143ZM186 159H191L192 162L190 163H185L183 162L184 160ZM11 160V159H10ZM9 160V161H10ZM29 160V159H28ZM27 160V162H28ZM103 160V161H102ZM107 160V161H106ZM166 160V159H165ZM181 160V161H180ZM14 161V160H13ZM105 161V163H104ZM121 161V160H120ZM125 161V162H126ZM167 162L169 160H166ZM26 162V161H24ZM33 162V161H32ZM69 162V161H68ZM76 162V161H74ZM85 162V163H83ZM98 162V163H97ZM102 162V163H100ZM67 163V162H65ZM70 163V162H69ZM104 165L107 163V165H109L111 167L112 170H117V171H114L116 172V174L113 175V173H111L113 176V180L110 179V178H106L102 172H105V171H99V169L97 168L98 165ZM175 163V162H174ZM3 164V163H2ZM59 163H53V164H49V163H42L41 166H43L44 168H48V167H51L49 168L50 170L48 171V173L44 172V175L46 176H49L48 179H42V178H37L38 179V185L41 186L43 183H49L51 184L52 187H54L53 185H55V179L54 178H50L51 176L54 177L55 173L56 172L55 170L59 168ZM61 164V163H60ZM148 164V163H147ZM147 164H143V166H146L147 167ZM170 164V163H168ZM5 165H8V164H5ZM36 165V164H35ZM63 165V163H62ZM65 165V164H64ZM72 165H74L73 167H75V164L73 163H70L69 164V167ZM126 165V168L124 167ZM151 165V164H150ZM4 166V165H3ZM2 166V168H3ZM9 166V165H8ZM25 166H29V164H26ZM38 166V165H37ZM36 166V167H37ZM169 166V167H171ZM12 167V165H11ZM10 167L11 171H12V168ZM23 167V165H22ZM40 167V166H39ZM38 167V168H39ZM70 167V168H71ZM108 167V166H107ZM106 167V169H107ZM152 166H149V168H151ZM6 168V166H5ZM29 168V167H28ZM66 170L65 172H68L69 169ZM144 168V167H143ZM23 169V168H22ZM36 169V168H35ZM135 169V168H134ZM133 169V170H134ZM27 170V169H26ZM30 170V169H29ZM101 170V169H100ZM142 170V171H141ZM146 171L149 170L148 168L145 169ZM1 171V170H0ZM8 171V170H7ZM22 172V170H20ZM28 171V170H27ZM32 171V169L30 170V172ZM38 171V170H36ZM35 171V172H36ZM47 171V170H46ZM2 172V171H1ZM4 172V171H3ZM13 172V171H12ZM24 172V171H23ZM42 172V171H41ZM107 172V171H106ZM151 173V171H147L146 173L148 174ZM61 173V172H59ZM64 172H62L61 174H63ZM70 172H68L69 174ZM1 174V173H0ZM5 175L9 176L8 174H6L4 172ZM34 174V173H32ZM3 175V174H2ZM1 175V177H2ZM4 175V176H5ZM42 176L41 177H46L44 176L43 174H41ZM3 176V177H4ZM28 176V175H27ZM32 175H29V177H31ZM39 176V175H38ZM118 176H122L121 179H119ZM144 176V175H143ZM150 176V174H149ZM157 176V175H156ZM16 177V176H15ZM5 178V177H4ZM14 178V177H13ZM10 179L11 176H10ZM7 180V179H6ZM17 180V179H16ZM76 180V179H75ZM17 181H21V180H17ZM16 181V182H17ZM32 181V180H31ZM29 181V182H31ZM34 181V179H33ZM3 180H1V184ZM22 182V181H21ZM54 182V183H53ZM19 183V182H18ZM37 184V182H34ZM121 184L122 186L121 187H118V184ZM20 184V183H19ZM22 184H24V186L26 185V189L27 187L29 188V191L30 189L32 188L31 192L33 194H35L34 192H38L40 189H36L35 188V185H33L34 187H31L28 183V186L27 184H25L24 182H22ZM6 185V184H5ZM47 185V186H48ZM43 186V185H42ZM50 186V185H49ZM56 186V185H55ZM46 187V186H45ZM45 194H46V191H48V194H49V191H53L54 192V188H51V190L49 188H45ZM34 188V189H33ZM36 189V191H35ZM43 189V190H44ZM47 189V190H46ZM107 189V188H106ZM18 190V188H17ZM90 190L93 191V189L91 188ZM14 191V190H13ZM20 192H22V194L25 192L21 191L20 189ZM42 191H39L38 194H41L43 193ZM95 192V193H96ZM16 193V192H14ZM31 193V194H32ZM103 193V192H102ZM192 193H196L198 194L199 196L198 197H195V196H192ZM3 194V193H2ZM30 194V195H31ZM43 194V195H45ZM47 194V195H48ZM90 194V192H89ZM250 194L252 195H255V199L256 200H250L249 197H250ZM50 195V194H49ZM113 195V194H112ZM40 196V195H38ZM41 197V196H40ZM40 197H37V199L39 198L40 200ZM43 197V196H42ZM91 197V196H90ZM252 197V196H251ZM22 198V196H21ZM49 198V197H48ZM50 198H52L50 196ZM96 198V197H95ZM7 198L5 197H2L0 195V207H10V205L12 204L11 202H13V200L11 201H8ZM20 199V198H19ZM53 199V198H52ZM62 199V200H63ZM89 199V198H88ZM48 200H51V199H48ZM102 200V199H101ZM51 201H54L52 203H55L56 201L58 203H61L58 201V199H53ZM79 201V200H78ZM89 200H87L88 202ZM95 201H97L95 199ZM197 201V202H196ZM81 202V201H80ZM91 202V201H89ZM93 202V201H92ZM99 202V201H98ZM104 202V201H103ZM52 203L48 204L50 205H53ZM85 203V201H84ZM83 203V204H84ZM102 203V202H101ZM42 204V203H41ZM40 204V205H41ZM56 204V203H55ZM62 204V203H61ZM89 204V203H88ZM187 204H190V206H188ZM13 205V204H12ZM12 205H11V208H12ZM44 205V203L42 204ZM90 205V204H89ZM93 204L91 203V206ZM229 205V206H230ZM258 206V208H256ZM14 206V205H13ZM100 206V205H99ZM98 206V207H99ZM211 208L214 207L209 205ZM15 207V206H14ZM40 206H38L39 208ZM53 207V206H52ZM87 207V206H86ZM101 207V206H100ZM210 207H209V212L210 213ZM264 207V206H263ZM41 208V207H40ZM39 208V209H40ZM46 208V207H45ZM62 208V209H63ZM218 208V209H219ZM228 208V207H227ZM234 208V209H233ZM262 208V207H261ZM90 208H88L89 210ZM95 209V208H94ZM42 210V209H41ZM102 210V209H101ZM226 210V209H225ZM242 210V211H243ZM248 210V211H247ZM45 210H43L42 212H44ZM47 211V210H46ZM230 211V209H229ZM257 211H260L262 212V210H256ZM255 212V213H256ZM259 212V213H260ZM264 212V211H263ZM262 212V213H263ZM15 213V211H14ZM21 213V212H20ZM96 213L98 214V211L97 212H93V214ZM100 213V212H99ZM202 213V212H201ZM207 213V215H208ZM221 213V212H220ZM227 213H228V210H227ZM241 213V212H240ZM243 213V212H242ZM42 214V213H41ZM45 214V213H44ZM49 215L51 213H48ZM90 214V213H89ZM102 214L104 215V212H102ZM109 215V213H107ZM234 214V213H233ZM233 214L230 215L233 216ZM1 215V214H0ZM106 215V214H105ZM154 215L156 217H154ZM206 215V214H205ZM206 215V216H207ZM244 215V213H243ZM250 215V214H249ZM255 215V214H253ZM262 215V214H261ZM261 215L259 216L261 218ZM100 216L99 214L96 216L98 217ZM236 216V215H235ZM234 216V217H235ZM242 216V215H241ZM245 216V215H244ZM252 216V215H251ZM257 216V214H256ZM1 217V216H0ZM48 217V216H47ZM50 217V216H49ZM95 217V218H96ZM106 217H109V216H106ZM203 220L202 222V225H200V228L197 229V231H199L198 233H202V234H205L207 231H208V225H209V222H205L204 220H206L207 218H205V216H201ZM228 219H229V216L227 215ZM264 217V216H263ZM100 218V217H99ZM231 218V217H230ZM238 218V216H237ZM245 219L247 217H244ZM249 218V217H248ZM1 219V218H0ZM43 219V218H42ZM60 218H58L59 220ZM253 219V218H252ZM263 219V218H262ZM44 220V219H43ZM65 220V219H64ZM198 220V221H197ZM222 220V219H221ZM236 220V219H234ZM240 220V219H239ZM256 220V219H255ZM261 220V219H260ZM32 221V220H31ZM45 221V220H44ZM57 221V220H56ZM66 221V220H65ZM233 221V220H232ZM238 221V220H237ZM246 221V220H245ZM263 221V220H262ZM21 222V221H20ZM37 222V221H36ZM46 222V221H45ZM58 222V221H57ZM187 223V224H184V223ZM251 222V221H250ZM259 222V221H258ZM31 223V222H30ZM225 223V222H224ZM227 223V222H226ZM241 223V221H240ZM257 223V222H256ZM152 224V227H150V225ZM246 224V223H245ZM39 225H42V224H39ZM44 225V224H43ZM46 225V224H45ZM44 225V226H45ZM48 225V223H47ZM46 225V226H47ZM62 225V224H61ZM228 225V224H227ZM231 225V224H229ZM233 225H234V221H233ZM237 225V223H236ZM241 225V224H240ZM247 225H249V223H247ZM251 225V224H250ZM25 226V225H23ZM213 226V225H212ZM226 226V225H224ZM235 226V225H234ZM39 227V226H38ZM238 227V226H237ZM48 228V227H47ZM216 228V227H215ZM227 228V227H225ZM224 228V229H225ZM229 228V227H228ZM39 229V228H38ZM220 229V228H219ZM234 229V228H233ZM68 230V229H67ZM65 230V231H67ZM140 230V231H139ZM217 230V229H216ZM72 231V229H71ZM147 231H150L147 229ZM223 231V230H222ZM70 232V231H69ZM69 232L67 234H69ZM73 232V231H72ZM70 232V233H72ZM145 232V231H144ZM154 232V234H157V235H152V233ZM226 232V231H225ZM234 232V231H233ZM237 232V231H236ZM198 233H196V235H198ZM219 233V232H218ZM223 233V232H222ZM39 234H40V231H39ZM53 234V233H52ZM73 234V233H72ZM61 235V234H60ZM16 236V235H15ZM14 236V237H15ZM26 236V235H25ZM63 236V235H62ZM119 236V238H118ZM209 236H211L209 234ZM74 239V237L71 235L70 238H67V237H64L65 239ZM199 237V236H197ZM196 237V238H197ZM208 238V237H206ZM248 238V237H247ZM41 239V237H40ZM70 240L73 241V240ZM210 239V238H209ZM250 239V237H249ZM15 240V238H14ZM194 240V239H193ZM192 240V241H193ZM197 241L201 240L203 242L204 237L201 235L199 237V240L196 239ZM248 240V239H247ZM252 240V239H251ZM45 241V240H44ZM66 241V240H65ZM119 241V243L121 242ZM149 241V240H148ZM197 241H194V242H197ZM199 241V243L201 242ZM59 242V241H58ZM92 242V241H91ZM245 242V241H243ZM249 242V241H248ZM262 242V241H261ZM88 243V242H87ZM150 243V242H149ZM206 243V240L205 242ZM234 243V242H233ZM39 244V243H37ZM73 244V243H72ZM160 244V243H159ZM182 244V242H181ZM202 244V243H200ZM16 245V244H15ZM61 247H63L62 245L64 244H60ZM79 245V244H78ZM121 245V244H120ZM164 245V244H163ZM70 246V245H69ZM81 246V245H80ZM60 247V246H59ZM58 247V248H59ZM75 247V246H74ZM72 246V248H74ZM86 247V246H84ZM16 248V247H15ZM121 248V247H120ZM131 248V247H130ZM17 249V248H16ZM87 249V247H86ZM141 249V248H140ZM149 249V248H147ZM153 249H155L153 247ZM15 250V249H14ZM180 250V249H178ZM16 251V250H15ZM68 251V250H67ZM116 251V250H115ZM146 251V250H145ZM144 251V252H145ZM182 251V250H181ZM200 251V250H198ZM59 252V251H58ZM65 252V251H64ZM86 252V251H85ZM159 252V251H158ZM48 253V252H47ZM51 253V252H50ZM70 253V252H69ZM135 253V254H134ZM162 253V252H161ZM180 253V252H178ZM19 254V253H17ZM52 254V253H51ZM131 254V255H132ZM139 254V253H138ZM137 254V256H139ZM142 254V253H140ZM147 254V253H146ZM1 255V254H0ZM5 255V254H4ZM44 255V254H43ZM49 255V254H48ZM67 255V253H66ZM6 256V255H5ZM38 256V254H37ZM123 256V255H122ZM142 256H145L144 253ZM141 256V257H142ZM177 256V255H176ZM2 257V256H1ZM33 257V256H32ZM67 257V256H66ZM73 257V256H72ZM134 257V256H133ZM131 257V259L133 260L134 258ZM54 258V256H53ZM59 258H63V257H59ZM74 258V257H73ZM143 258V257H142ZM55 259H58L57 257ZM53 259V260H55ZM65 259V258H64ZM82 259V258H81ZM144 259V258H143ZM80 260V259H79ZM117 260V259H115ZM56 261V260H55ZM59 261V260H58ZM61 261V260H60ZM66 261V260H65ZM73 261V260H71ZM84 261V260H82ZM86 261V260H85ZM135 261V260H134ZM53 262V261H52ZM145 262V261H144ZM80 263V262H79Z\"/></svg>",
	"mask_w": 264,
	"mask_h": 264
},
{
	"label": "rangeland",
	"instance_id": "374dc122",
	"mask_svg": "<svg viewBox=\"0 0 264 264\" xmlns=\"http://www.w3.org/2000/svg\"><path fill=\"white\" fill-rule=\"evenodd\" d=\"M167 1H168L167 2V5L168 4L173 5L172 6L173 7L172 8L173 11L172 12L174 13V15L176 17L174 15H171V14H173L171 12V13H169V15H171L173 18L172 17L170 18L168 16L166 18L165 17V14H164V16L162 14L166 10L165 11L163 10V12H161L160 15H158L156 17V19L154 20V17H151L150 16V13L153 14L152 9H151L152 7L149 6V5H147L148 2L146 1V2H143L142 3V8L144 7L143 8L144 9V14L143 15H145L146 17L143 16V15H134V14L127 13L126 15H122L123 17L124 16H127L126 18H121L122 17L121 15L120 16H118V15L115 16L114 13L111 14V13L108 12V13H104L103 14L104 16L103 15L101 16L102 17V19H101L100 16H97V17L95 16V18H94V16H87V15H82V14L79 13L80 15H78V16L76 14H74L78 18H76V17H74V18L72 17L71 18V24L72 25L68 24V23H70V20H68L69 21L68 22V21H64L61 18H57L58 21H60V22L58 23L57 19H55L54 21L56 23H54L53 26L55 27L57 25L56 28H58V26L60 25V27L58 28V30L60 28H64V30H65L64 32L63 31L60 32V31H58L55 28L58 31L57 36L58 35L60 36L59 33L65 34V32L69 28H70L69 30H72L71 27L73 25H74V29L73 30L76 29L75 26H78V28H80L82 26L81 23L83 24V27H86V29H85L86 31L85 30L83 31L82 30L83 27H81L82 32H84L85 34L84 33H81V34H78L77 33V36L76 35L75 36H72V35L75 34L74 33V34L71 35L72 37H70V34L73 32V30H72V32L70 31V33L67 34V35H69V37L66 36V35L65 36L64 35H61L62 36V39L61 40H59L60 37L57 38L56 34H53L51 32V34L49 33L50 34L49 35V34H47L48 31H46V32L44 31L47 28L49 29V27H48L49 25H50V28L52 29L53 28L51 26L52 23L50 24L48 22L49 25L48 24H44L45 19L42 20V22L40 20L37 21L38 19H36V21H33V23H35V24H37L38 22H41L43 24V26L41 28L42 29V32H41V29H38V32L41 33V35H40L41 36V40L44 41L43 44H42L43 45L42 46V50H44L43 51L44 53L42 55H43V57L45 56L43 58L44 59L43 62L41 63V61H42V59H41L40 60V63L43 64L45 62L44 64H46L48 62L49 64H46V65L49 68L56 67V66H58L60 68V70H58L57 72L53 71V73H52L51 70L50 71L47 70L50 73V76H54L55 74H57L58 76L61 77V75H62L61 79H64L63 78V76H64L63 74H65L66 72L69 73V76H66V80L67 81L69 80L68 81V84L69 85L68 84H67L68 86L67 85H65V86L63 85L64 86V91H63V94L64 95L60 96L59 98H56L58 100H55V98H54L55 101L53 102L52 101L53 99H50V101L53 102V103L51 102L53 105L50 103V101H49V103L47 102L48 101V99H47L48 97H42V100H43V98H45L47 100L45 102V99H44V103L47 106L46 109L48 108V105L49 106L50 105L53 106V108L55 109L54 110L53 108L49 107L50 109H53V115H52V113L51 114L49 113L51 116L49 115L48 117L49 118L51 117V118L50 119L48 118V120H50V123L53 122V126H56V129L54 127V129L52 128L51 130L49 128H51L53 126H51V127L49 126V128H48L47 126H45V123L46 122L45 123L42 122V123H44L43 126H42V123H41V125L39 127V123L41 121H43L42 119L44 118L42 115L39 114L40 113L39 111H36V112L37 113L39 112L38 114L40 115V117L42 116L41 121L40 122L39 121H34L35 120V117H36V119L37 118L39 119V117H37L38 114L36 115V113L32 112L33 106H31V105L32 104L33 105H35V104L36 105L37 104H42L43 105L44 103H43V101L40 98H38V99L41 100V101L37 100V98H35V95L34 94L27 93V95H26V93H25L26 88L24 86H22L21 84H17L16 86L14 85L15 86V87L13 86L14 93H15L16 96H22V97L24 96L27 99L29 97L30 98L32 97L31 102H30V98L28 99L29 100L28 101V100H25L22 97H21V100H19V98L18 99L15 98L16 96L14 97L15 99L13 98V96H10V95H8V96L5 95V97L3 96V100L4 101H5V99L7 100V101H5V105L8 106L11 103V101L14 100V102L16 103L17 106L14 107L10 111L7 110L8 108H0V170L2 171V172L0 171V173H1L0 174V182H1V180H3V182H2L3 184L0 183V195L2 197H5V198L8 197V199H7L8 201L13 200V202H11V203L15 206L14 207L11 204L12 205V208H11V205H10V207L9 206L8 207L7 206L6 207H2V206L0 207V214H1L0 215L1 216L0 217L1 218L0 219V254H1L0 255V264H264V217H263L264 216V212H263L264 211V207H263L264 205L263 206L257 205V207H256V208H258V206L260 207V208H258L256 210H262L263 209V211H262L263 213L260 212V211H257L256 212V210H255L251 214L252 211H248L247 210L248 211V213H247L243 209H242L243 211L240 210V212H241L240 213L239 210L238 211L237 210H234V212L231 211V207L232 206L230 204H229L230 206L227 204L225 206L224 210L223 209L220 210V208L218 206H216L215 204H211L209 202H206V199L200 198L199 199V202L196 201L197 203H195V206H196L195 208H196V211H199V213L201 214V216H205V218H207L204 221L205 222L206 221L209 222L208 231L205 234L198 233L199 231H197V229L200 228V225H202V222H203V220H201L202 217L200 216L201 219H199L198 225H195L196 226V230L194 231V234L193 235H195L196 237L197 236L200 237L202 235L204 237V239L206 240V243H204L205 240H203V242H202L201 240H199V237L196 238L194 236H192L191 239H189L187 241H181L182 244H181V242L180 243L178 242V243H173L172 244V243H163L160 240H154V239H151V238L148 239V236L147 235H149V232H152V231L155 232L156 229L159 230V228H156L155 230H153L152 228L150 229L148 227V225H147V227L144 226V228L140 229V230H143L142 233H140L141 231L139 230L140 232H137L136 235H135L136 240H138L140 238V240H138V241H142L141 239L145 238V239H143V241H142L143 244L140 247L134 246V247H136V248L139 249V252H136V254L134 253L135 255H133L132 253H129L130 254L129 256H127V254H123V253L118 252V250H121V249H124V248L132 249L133 248V246H131L132 243H125V242H123L121 240H119V241H121L120 243H119V241L116 242V243H111V244L110 243H100L102 241L98 242V239L96 240V237H94V239L88 240V241H86V243H83V244L77 243V241L79 240V236H78L77 230L73 227V216H72L73 215L72 213H73L74 210H76V208L75 207H71L69 209V212L71 211L70 214H69L71 218H69L68 217V211H65L63 207H60V206H62L66 202L63 198H61V196L57 195V193L60 194V195L64 194V193H61L59 191L60 188L64 189V188H66L68 186H71L73 184L74 185L83 186V187H89L90 189L92 188L93 191L89 189L86 192H78L77 193V194H82V195L85 194V196H88L89 195V197H86L87 199L83 198V202H82V199H77L75 201L81 203L84 206L82 208L83 212H85L88 217H93L96 222H100L101 217L103 219H109L110 218V220H112V218L110 217V215L112 217L115 216L114 215L115 214L114 213L115 212V209L110 208L111 210H113L112 213H114L112 215L111 211L110 212H106V209H108V207L105 208L104 205L106 203H111L112 200H113V202L116 200V198H112V196L114 197V196H116V194L117 195H119V194L120 195H125L126 194L125 192H112L110 190V187L109 186H111V184L113 185V183L106 184V188L107 189L105 188V191H102L103 193L102 192H98V191L96 192L95 190H97L96 187L99 185V183H97L96 186L95 185L92 186V184L89 183L88 181H85V179H84L85 177H83L80 174L81 171H82V168H80L79 166L77 167L76 163H78V162L79 163H82V161H84L82 158H84L85 155H87V154L93 155L92 159L95 160V161H98L96 158H94L95 155L98 154V152L96 154V152L95 153H88V151H87L92 146V144L89 141H87V139H86V136L87 135H86L85 132L87 130H90V128L92 127V125L91 124H88L89 122L87 123L86 120L85 121L82 120V122H83L82 123V122H80L81 120L79 121V119H77V117L78 118H80V117L81 118H85L83 116L84 114L86 116V113H85V111L82 108H79L80 110L78 109V107L81 105L80 100H78L77 97L76 98L75 97L73 98V96H75V94L78 95L77 90H79V89H81L80 91H82V88H83L84 90H87V93H88L89 90L92 92L91 88L93 87L94 84L97 83V81H99V83H98L99 85L101 83L103 84L102 86H104L103 87L104 90L102 89L101 91L99 89H101L102 86H98V84L94 85V88H92V89L94 90L96 88V86H97V89L99 87V89H98L99 91L98 92H100L99 93L100 94L99 96H101V97H100V99L98 98V100L89 101L90 103H88V105H89V107L92 108V110H96V111L97 110H100V112H99L100 114L99 115L101 117V122L99 124H100L101 127L103 126V128H104V127H106L109 124L108 127H106L105 130H104V133L106 135V138L103 139V141H104L103 143H105V145L108 146V147L111 146L113 148L114 147L119 148V150L117 151L118 153L120 152L118 155H120L119 157H121L120 159L119 158L117 159V161H118L119 164L120 163H122V164L123 163L124 164L125 163L126 164L128 163V166H130L132 164L131 162L141 163L142 160L140 158H141L142 155L143 156L144 155L146 156V154L147 155L150 154V156H151L153 153H155V154L157 153L158 154V157L157 158H156L157 154L156 155L154 154L155 156L154 155H153V157L151 156L150 159H145L146 162L143 161V164H145V165L147 163L148 164H147V167L146 166H143V164H141L142 167H139V169H144V172H142V173H144L143 174L144 176L142 175L141 176V179H158V178H160L161 177L160 176L161 174L160 173H156V171L158 170V167L157 166L159 164H161V163H165L166 162L165 164L168 165L167 169H173L172 166L174 164H176V162L177 163L179 162L178 161L179 158L178 159H175V157L177 158V156H179V154H178L179 153L178 148H180L181 146L185 147L186 148V154H191L193 152L194 153L195 152L202 153V149L205 147V143L202 144V143H199V142H201L204 139L210 138V134L208 133V131H210V130L213 129L216 132V134H217L216 136H218L219 133H220V131H222L221 126H220L221 125V120L219 122V120L214 119L213 122H210V119H206L205 118L206 111H207V108H208L206 105H207L208 102L207 103L204 102V101L203 102L202 101L198 102L199 104H198V107H197V110H198L197 112H199V113L196 114L197 116H195L194 117L195 119H194V118H192L194 115L188 109L187 110H184V109H182L181 106H179V103L177 102L178 101L177 97H175L173 95L171 96V95H165V94H163L164 97L161 96L159 98H162V100H165V99L167 100V98H168V100L166 101L168 103H171L172 101H174L172 103L173 105H171L172 106V110L169 107H167V111L169 112V110H168V108H169L171 110V112H169V113L166 112L168 114V116H165L166 117V119H165V117H163V118H161V117H162L163 114H165L164 112L166 111V108H164L165 111L162 108L165 107L166 105H165V103L161 99H158V96H157V98L155 97L157 100L154 98V100H156V102L153 101V103L155 102L154 103V106L155 107H152V109H150L153 112L148 111V108L147 107H150V106L147 105V104H145L144 101L141 99L143 97V94H141V92L142 93H145L146 91L151 90L154 86H156V85H154L155 83H161L159 80L154 79L155 81H153V79H152V77H153L152 76V73H154L153 70H155L156 68H152V69L148 70L150 72H148L147 70H144L145 73H144V71H140L142 74L141 73L139 74L138 73L139 71H137V70H139L140 68L138 67L139 69H137L138 64L137 65L135 64V63H137V61H136V55H138V53L140 54L141 51L143 52L144 50H146V44H143L144 43V40L145 39L149 40L150 37H151L150 40H152V39L154 40L155 39V37L153 36L155 34L150 33L148 35L147 31L148 32H152L153 31V27L154 28L156 27L157 30H159L160 28H158V25L157 24L162 25L161 26L162 27V30H161L162 31V34L160 32L161 37H159V39L161 38L160 39V42L162 40L163 41H166V39L170 38V35L173 36V38L175 39V41L180 39V41H177V43L179 44V48L181 50H178V52H176V54L171 55V56L168 57L169 59L170 58L173 59V60H171V59L169 60L170 62L172 61L171 63H173V62H174V64L176 63V65L174 66V70L175 71L172 70V72L173 73L180 72L182 76H183L184 73H186V71H183L181 67H178L179 60H181V58H183L182 55L184 56V59L187 58V59L194 60L193 62H196L198 69H201L202 68L201 70L195 69L194 70V74H195V76L197 77L198 80H204V82H201V85H199V88L202 89V91L205 92L204 97L206 99H208L209 102H211V100H213L217 96H219L220 86H221V89H222V87H224L226 90L229 87H231L232 89H235L234 86H236L235 84H233L236 81L233 80V83H232L231 82L232 80H229L228 79L229 77H226L227 75H224L223 76L224 73H226L229 69H231V68H233L235 66V64L233 65V63L230 61L232 57L230 58L231 55L229 53H227V54H229V57L226 55V51L224 52L225 53L224 55L223 54H220L221 53V50L222 49L225 50V48H226V47H224V44L222 46L221 45L222 42L220 43V46H222L224 48H222V49H216V48L219 47V44L217 43L216 39L217 40H220V39H218L217 37L213 38L214 36L207 37L206 41L204 42L203 39L201 37H199V35H197L198 33L197 34L194 33L196 26L193 27L194 25L192 24V22H189V20H188V19H191L189 15L191 13L192 14L194 13V14H196V15H193V22H194V24H195V21L194 20H196L195 18H197L196 25H197V23L199 24V23H202L204 21H205L204 23H207V21H208L207 19L209 17L208 12L209 11L211 12L212 10L206 9L208 7H206V8L204 7L206 9V10H204L203 5L205 4L204 3L205 0H204V2H202L203 0H188V1L187 0L186 1L185 0H178V1L177 0L176 1L175 0H167ZM183 1H185L184 2L185 5L184 4H180V2L183 3ZM192 1H194V2H192ZM210 1L211 0H207L206 1V3H208V5H206V6H209V8H212L214 6V4L218 2L219 4L222 3V5H219V6H222V9L223 8L225 9V7H223V3H225L224 6H226V8H227L226 11L228 10L229 14H231V12H233L234 9L235 10H239L241 7H243L240 4L241 5V6H239L240 8L238 7V9H237V6L239 4H237V5L232 4L230 2V0H221V1L215 0L217 2L214 1L215 3H212V5H210V4H211V2H213V0L211 2ZM231 1L233 2L234 0H231ZM238 1H240V0H238ZM238 1L236 3H240L241 2V1L240 2H238ZM257 1L260 2V0H257ZM175 2H177L179 4L177 5ZM188 2H190L191 4L188 3ZM253 2L252 3L249 2V5L250 4H252V5L253 4H256L255 3V0ZM218 3L216 4L217 6H218ZM137 4L138 3L136 2V5ZM144 4H146V6H144ZM174 4L177 5L176 8H174L175 7ZM201 4H203L201 6L202 9H203V13H202L201 10H200L201 12L200 11L197 12V10L195 9L196 6H198V8H199ZM262 4H263L262 6H264V3H262ZM164 5H166V4H163L162 6H160L159 9L161 7L163 9H166V7H167V9L168 8L170 9L169 6L166 5V7H165ZM181 5L182 6L184 5L183 8H182ZM233 5H235L236 8H233L234 7ZM244 5H245V3H244ZM252 5H250V6L254 8L255 5L254 6H252ZM257 5H259V4H256V6ZM248 7H247V5H245L243 7V11L246 10V13L248 12L250 15H253V17H254V10H252L253 8L249 7V8H251V10H249ZM259 7L257 6V8H259ZM56 8L59 9V10L65 11V7H64L63 3H58V6ZM181 8L183 10H185V11L188 12L187 15L189 16V18H188V16L186 18H187V22L189 23V24L188 23L187 24L189 26L187 24H184V23H186L185 22L186 20L183 22L182 21L183 19L180 20L181 17H178L181 14V13H178V12L181 11ZM216 8L214 7V10ZM219 8H221V7H219ZM79 9H82V8H79ZM121 9L128 10V8L123 7V6L121 7ZM179 9H180V11H179ZM254 9H255V14H256V12L258 10H256V8H254ZM259 9L261 10L262 8H259ZM146 10H147V12H146ZM214 10L212 12H214ZM223 10L220 9L221 12ZM170 11H171V9H170ZM191 11H193V12H191ZM226 11H223L221 15H220L221 12L220 13L218 12V14H219L220 17L215 12H214V16L212 15L213 13H211V15H212V17L215 20L216 19H219L218 21L220 23V20H221L220 18L223 17V15H224V13ZM251 11H253V14L251 13ZM167 12H169V11H167ZM189 12H190V14H189ZM216 12H217V10H216ZM228 12H227V14H228ZM246 13H245V16L246 17L247 16L250 17V15H248V13L247 14ZM259 13H260L261 16H259V15L258 16L261 17V18L258 19V20L260 21L261 19L262 20L264 19L263 18L264 17V14H261L262 11L261 12L259 11ZM106 14H109V15H106ZM113 14H114V16H112ZM161 14H162V19H161ZM166 15H168V13H166ZM182 15L183 16L184 15L186 16V12H185V14L183 13ZM204 15L207 16V19H206V16H205V19L207 21L204 18H202V17H204ZM262 15H263V17H262ZM105 16H107V17L105 18ZM109 16L113 19L112 20L113 22H117V23H114L113 25H112V23H113L112 22L109 27L112 28L111 30L114 29V31H115L116 30L115 27L117 26L116 28H118V26H119V29H120V30H118L119 33H117V30L115 31V33L112 32V31H110V30L109 31L111 32V34H110V32L109 33H105L106 30H107V27H108L107 24L110 23V22H108L107 19H109V20L111 19V18H109ZM129 16H130V18L132 17L131 20H130V18H128ZM119 17L121 18L120 20H119ZM139 17L142 18V19H140ZM163 17H165V18H163ZM216 17H218V18H216ZM253 17H251L252 21H254V18ZM255 17H256V15H255ZM84 18H85L86 21H84ZM96 18H97V21L94 22L93 20H95ZM104 18H105V20H104ZM127 18H128V21H126L127 22L126 25H129V26L126 27L125 20L124 19L127 20ZM136 18H139V19H136ZM199 18H202L204 21L201 22V20H199ZM213 18L212 19L210 18V20L213 21L214 20ZM87 19L88 20L89 19L92 20L95 24L94 23L91 24L92 22L89 20L91 22L90 23ZM172 19H174L175 22H178L180 20L178 22L180 24L178 25L177 23H174V25L172 24V26H171ZM46 20H48V19H46ZM74 20H76V21H74ZM80 20H82V22ZM157 20H158V22H157ZM167 20H169V21H167ZM258 20L256 19V21H258ZM262 20L260 21L261 24L264 23V22H262ZM77 21H79L81 23L79 24V22H78V25H77V23H75ZM98 21H100V22H98ZM119 21H120V23H119ZM198 21H200V22H198ZM212 21H208L207 24L216 25L217 22H218L216 20L215 21L216 23L213 24ZM86 22H88L89 24L88 23L86 24ZM97 22L99 23V25L97 24ZM41 23H38V24L40 25ZM181 23H182V26H181L182 31H180L181 30L180 29ZM219 23H218V26H219ZM65 24H66V26H65ZM84 24H85V26H84ZM115 24H117V25H115ZM164 24H166V25H164ZM39 25H38V27H39ZM124 25H125V27H124ZM151 25H152V27H151ZM184 25L186 26V28L188 29V31H190V34L188 32L189 35H187V33L185 32L186 31L185 30L186 28H184L185 27ZM191 25H192V29L194 28L193 31L191 29ZM258 25L260 26V24H258ZM40 27H41V25H40ZM95 27L99 28L98 31H97V28H95ZM109 27H108V29H109ZM163 27L168 28L167 31L169 33L170 32L171 33L168 34L167 31H164ZM178 27H179V31L180 32L177 30ZM261 27H264V24ZM43 28H44V30H43ZM101 28H102V30H100ZM137 28H139V29H137ZM147 28H148V30H147ZM172 28L174 30L176 29L177 31L175 30L176 31L175 32L174 30H172ZM51 29H50V31H52ZM53 30H54V28H53ZM61 30H63V29H61ZM95 30L97 31L98 34L96 32L95 33L93 32ZM139 30H140V32H139ZM149 30H151V31H149ZM144 31H145V33H144ZM163 31L166 33V35L168 37L165 38L166 35H165V33ZM263 31L264 30H261V33L262 34H263ZM99 32H101V33H99ZM86 33H88L87 34L88 37H85L86 36ZM112 33H114V34H112ZM108 34L113 35V36L111 37ZM174 34H175V36H174ZM42 35L44 37H42ZM128 35L129 36H133V37L128 38L130 40V42H129V40H126L127 37H129ZM143 35H145V37H143ZM78 36L80 38L82 37L83 39L87 40L89 43H91V45L89 43H87L86 41H84V43H83V40H81L82 38L79 40V37ZM121 36H123V37H121ZM183 36H186V38L183 37ZM187 36H189V37H187ZM156 37H158V35ZM67 38H69V41H71V42H68V39ZM181 38H183V39L181 40ZM74 40L77 41L76 43L79 42L78 44H80V45L82 43H83V45L86 43L87 45L86 44L85 45L87 47L86 48L83 47L82 48L83 50H82L81 47L83 45L81 47H79L80 45H77V46L74 45L75 44V41ZM155 40H157V38ZM207 40L208 41L210 40V42H208ZM45 41H47V42H45ZM181 41H182V43H181ZM215 41H216V44L218 45V46H216L215 49L219 52V54L221 56V57L219 55H218L219 57L218 56H215V57L221 58V59H216V60H219V61L216 62L217 64L212 60V58L214 56H212L211 58L209 57V55H214L213 52H211L212 53L211 54L210 51H212V48H213L212 42L214 43ZM64 42L67 43V44L65 45ZM72 42H74V43H72ZM131 42H134V45L133 46L135 47L136 50L138 49L137 51L133 47H131L132 46V43ZM49 43L51 45H49ZM93 43H94V45L96 44V45L100 46L103 49H101V48L98 49L99 47L98 46L95 47L93 45ZM59 44L60 45L63 44V45L60 46ZM127 44H130V45L128 46ZM136 44L139 45V46H137ZM47 45H49L51 47L48 48ZM71 45L72 46L74 45L73 46L74 49L71 47ZM181 45H182L183 48L180 47ZM184 47H185V49H184ZM192 47L194 48V50H196L195 52L193 51V49H191ZM84 48H85V50H84ZM89 48L92 49V51L91 50L89 51ZM118 48H119V50L117 51ZM130 48H132L133 50L136 51L135 54H133V53L130 52ZM66 49L69 50V51L67 52ZM71 49H73L74 53H72L73 51H70ZM109 49H110L109 53L112 52V54H109L108 53L111 57L108 54L107 55L100 54V51L101 50L102 51L104 50V52L106 50L105 53H107V50H109ZM187 49H189V50L186 51ZM215 49H213V50L215 52H217ZM56 50H58V51H56ZM60 50H63V51H61L62 53L59 52ZM93 50H95V52H93ZM64 51H66V53H64V55H63V52ZM223 51H222V53H223ZM10 52L11 51L9 50L7 52V54H9ZM50 52L53 53V56L50 54ZM55 52H57V54H55ZM69 52L72 53L73 55L72 54H69L68 55ZM184 52H189V53H192L193 52L197 57H194L193 58L194 55L192 53L193 56H191V54H189L188 56H190L191 58L190 57L188 58V56L186 57L187 53L185 55ZM7 54H5V55H7ZM49 54L52 56L51 58L49 57L50 56ZM99 54L102 55V56L103 55H105V56H103V57L101 56L102 58L99 59ZM60 55H63V58L62 59L60 58ZM216 55H217V53H216ZM77 56H78V59L75 58ZM125 56L127 58H125ZM174 56H175V58H174ZM206 56H208V57H206ZM109 57H110V59H109ZM115 57H117V58H115ZM205 58H207V59H205ZM49 59L52 60V61H50ZM228 59H230L229 62H231L232 65H230L229 63L227 64ZM59 60L60 61L62 60V62H61L62 65H61V63H60ZM64 60H65V63L63 64V61ZM110 60H113V61H110ZM95 61H97V62H95ZM211 61H212V63H211ZM232 61H233V59H232ZM218 62H220V63H218ZM81 63H83V64L81 65ZM124 63L126 64V66L124 65ZM94 64H96V65H94ZM201 64H203V65H201ZM80 65H81V67H80ZM86 65L89 66V67H87ZM122 65H124V66H122ZM205 65H206L207 68L205 67ZM229 65H230V68H228ZM84 66L87 67V71H86L87 73L85 72L87 74V75H85V78L87 76L86 81L85 80H81V79H85L83 77L84 76L83 74H85L84 71H83V70H85V67ZM129 66L131 67V69H130ZM209 66H213L215 68L217 67V70L220 69V71L218 73H220V77H223V79H224L223 80L222 78L219 77L221 79L220 82L223 85L222 84L221 85H217L216 88L213 86L214 85V82H212V80H211V74L212 73L215 74V71L216 70H214V72H212L211 70L208 69ZM70 67H72V68H70ZM78 67H79V69H78ZM227 68H228V70H227ZM70 69H72V70H70ZM109 69L111 70V73L113 75L115 73L117 75L116 74H115V76H113L112 74L110 75V73H108V71L110 72ZM112 69H114V71H113L114 73L112 72ZM117 69H120V70H117ZM224 69L226 71H224ZM4 70H6L5 73L8 74V72H10V67L8 68V70H7V68L6 69L4 68ZM94 72H95V75L93 74ZM146 72L148 74L151 73L150 74L151 76L149 75V78H148V75L146 76V74H147ZM67 73H66V75H67ZM107 73L110 75L109 78H107L108 77ZM143 73H144V75H143ZM79 75L81 76V79H80ZM137 75H138V78H137ZM228 75L230 76V74H228ZM77 76H78V78H77ZM111 76H113V77H111ZM154 77L157 78V79H159L158 76L156 77V74H155ZM106 78H107V80H106ZM144 78H146V79H144ZM77 79L78 80L80 79V82L85 81L86 83L87 82L90 83V81H91L94 84L91 83L90 85H87L85 83V85L87 86V89H85L86 87L84 85H82V83L80 84V82L77 81L80 86H77L78 89L76 88V90L74 91V89H75L74 87H76V82H74V81L77 80ZM137 79H139V81ZM146 80H148V81H146ZM151 80H152V82H154V84L151 82ZM160 80L162 81V79H160ZM222 80L224 82H222ZM60 81H63V80H60ZM100 81H104V82L105 81L106 82L108 81V82L105 84L104 82H101L100 83ZM227 81H230V83L227 82ZM65 83H67V82L65 81ZM74 83H75V86L72 87ZM224 83H226V84H224ZM63 84H64V82H63ZM83 84H84V82H83ZM231 84H232V86H231ZM91 85H92V87H91ZM81 86H82V88H79ZM32 88H34V87H32ZM206 88H208V89H206ZM231 88H229L228 90H231ZM19 89H21L22 92L21 91H18ZM23 89H25V90H23ZM70 89H73V90H70ZM95 90H94V92H95ZM69 91H71V92H69ZM83 92H85V91H82L80 93V96L81 97L80 96H78V97L84 98L86 95H89V96L91 95L90 92L88 94H85V93L83 94ZM96 93L97 92H95V94ZM72 94H74V95H72ZM28 95H31V96H28ZM66 95L68 96L67 99H71L70 97L73 98V99L69 100V102H70V104L74 108L73 107L71 108V106L69 105L70 106L69 108H71V109H67L66 111H65V109L63 111L61 110L62 111L61 112L62 114H61L60 113V109H61V102L60 101H61V99H64V98L66 99ZM83 95H85V96L83 97ZM173 97L175 98L176 101L173 99ZM34 98H35V101L37 100V103L32 102ZM87 98H88V96H87ZM138 101H140V102H138ZM217 102L218 101H216L215 103H217ZM155 104L158 106V110H157V108H156L157 106ZM45 105H44V107H45ZM145 105H147V107ZM163 105H165V106H163ZM19 106L21 107V110L20 109H17V107H19ZM23 106H26L28 108V110L33 113V115L32 114L29 115V111H27L28 112V115L27 114H23V112L24 111L26 112V110H27V108H25ZM191 106H192L191 108H195L194 105H191ZM95 107H98V108H95ZM222 107L225 108V107H229V106H227V103H224L223 101H222V103H217V108L220 109ZM75 108H77V110ZM72 110L73 111L76 110V114L74 112V114H75L74 117H73V114L72 115L70 114L72 112ZM139 110L141 112H143V115H142V113ZM144 110H146L148 112L146 113ZM174 110H175V112H174ZM233 110H235V111H233ZM233 110L231 112L233 114H235L236 109H233ZM44 111H45V109H44ZM157 111H158V113H162L163 112V114H159V116L161 115V117H160L161 118L160 119L161 122H160L159 119H157V118H159V117H157V114H158ZM50 112H52V110ZM58 113H60L61 116ZM22 114L23 115H27L28 117H25L24 118ZM190 115H191V117H190ZM199 115H201L203 117L199 118ZM20 116L22 117L21 119H20ZM141 116H144V117L140 118ZM64 117H67V118H64ZM170 117H172V118H170ZM221 117L222 116H220L219 119H222V122H223L225 120V118H221ZM143 118H145V119H143ZM176 118H177V120H175ZM32 119H33V122L34 123L32 122ZM45 119H47V118H45ZM62 119H64V122H66V123H64ZM21 121H23V122H21ZM200 121H201L202 124H205V126L200 131L195 132L194 131L195 130L194 128H195V126L198 123H200ZM111 122L112 123H115L114 126H113V124ZM214 122L217 123L218 126H220V129H219V127H213V125H211ZM84 123H86V124H84ZM29 124H30V127H29ZM36 124H37V126L39 128H42V127L45 126L44 127L45 129L42 128V132L43 131L46 132V130L48 128L49 129V132L47 131L48 134L47 133L42 134V132L40 131L39 128L36 129V130L35 129L34 130L31 129V127L32 128H36ZM62 124H63V127H62ZM66 124H67V126H66ZM154 124L155 125L157 124V126H155V128L157 127V129H154L153 128L154 127ZM161 124H163V125L166 124V127L168 126L167 128H169V129L166 130L165 129V125L163 126ZM76 125L77 126L79 125L80 128H78ZM75 126H76V128H75ZM145 128H147V129H145ZM161 128L164 129V130H162ZM10 129L13 132H10ZM52 130H54L53 133H51ZM55 130L56 131L60 130V132L55 133V134H58V133L59 134L54 137V132H56ZM136 130H138L137 133H136ZM32 131H34V133ZM61 131H64V132H62L63 134L60 135ZM107 131H108V133H107ZM126 131L129 134V136H131L130 137L131 140H130L129 144H127L126 147H125L124 146L125 143H123V141H124L123 140V137H124V134L126 135ZM177 131L178 132H183L186 135L184 137V139H182L183 140L182 141V144L173 143V139H172L173 138V133H175ZM66 132L69 135L65 134ZM148 132H150L149 133L150 135L147 134ZM40 133L42 134L41 136H43V139H45L47 137H49L50 139L48 140V138H47V139H45L42 142L43 139L41 137V140L40 141H37V139L38 140L40 139L39 138L40 135H38ZM146 134L149 136V137L146 136L147 137V140H146V137H145ZM44 136H45V138H44ZM59 136H60V138H59ZM110 136H113L115 138V141L113 143H111L112 145H109L108 144V143H110L109 140H108V137H110ZM135 137L138 138L140 141H142V143H141L142 145L141 146H144L145 149L147 148V150H145L143 148L145 150V151H143V153H146V152L147 153L146 154H139V152H138V154L136 155L138 158H136V160H134V161H132V160L126 161L125 160V156L128 155V154H130V149L134 148L136 146L135 142L138 141V139L135 140ZM169 137H170V139H169ZM248 139H250V138H248ZM156 140H158V142ZM51 146H52V148H51ZM156 146H157L158 149H156ZM171 147L175 148V150L173 149L174 152H172L173 153L172 154L173 157H172L171 153L166 152V151H163V152L161 151V149L162 150H165L166 148H171ZM159 148H160V151H159ZM152 149H153V151H152ZM121 151H123V152H121ZM124 151H127V152H124ZM140 151H141V149H140ZM28 153H30V154H28ZM38 153L40 155H38ZM44 153H45V155H44ZM166 154H167V156H164ZM175 155H177V156H175ZM145 156L143 158H145ZM2 157H4V158H2ZM147 158H148V156H147ZM165 159L166 160H169V161L167 162ZM27 160H28V162H27ZM103 160H105V159H103ZM24 161H26V162H24ZM68 161L70 163L75 164V167H73L74 165H72V167L70 166L71 167L70 168L69 167V164L70 163ZM74 161H76V162H74ZM170 161L173 163V165H172V163ZM65 162H67V163H65ZM157 162L159 164H157ZM183 162H185V163H189L190 162L191 163L192 160L191 159H186ZM42 163H49V164L59 163L58 164L59 165V168L55 170L56 172H54L55 173L54 177H52V176L50 177L51 179L54 178L56 180L55 181V185L56 186L53 185L54 187H52L50 183H49L50 186L48 185V183L47 184L46 183H43L42 184L43 186L42 185L39 186L40 184L38 185L39 182H38V179L37 178L48 179L49 176L44 175V172L45 173L46 172L48 173V171L50 170L49 168H51V167L44 168L43 166H41ZM62 163H63V165H62ZM83 163H85V162H83ZM100 163H102V162H100ZM104 163H105V161H104ZM168 163H170V164H168ZM5 164H8L9 166L8 165H5ZM26 164H29V166H25ZM122 164H120V165H122ZM11 165H12V167H11ZM22 165H23V167H22ZM2 166H3V168H2ZM5 166H6V168H5ZM149 166H152V167L149 168ZM169 166H171V167H169ZM10 167L12 168V171L13 172L11 171ZM106 167H107V169H106ZM124 167L126 168V165ZM68 168H70L69 171H68V172H70L69 174H68V172H65L66 170H68ZM97 168L99 169V171H105L106 170L107 172L106 171L105 172H102V174L106 178H110L112 180H113L112 176L114 174H116V172H114V171H117V170H112L111 167L109 165H107V163L104 164V165H101L100 164V165H98ZM146 168H148L149 170H147V171H151V173L148 172V174H147L146 173L147 171L145 170ZM29 169L30 170L32 169V171L30 172ZM126 169H127V171H128V169H130L129 170V173L132 174L133 172H135L136 167L135 166L133 167V165H132V168L130 166V167L126 168ZM20 170H22V172ZM36 170H38V171H36ZM3 171L6 174H8L9 176L5 175ZM59 172H61V173L64 172V173L61 174ZM110 172L111 173L114 172L113 175ZM32 173H34V174H32ZM41 174H43L46 177L45 178L44 177H41L42 176ZM149 174H150V176H149ZM1 175H2V177H1ZM29 175H32V176L29 177ZM10 176H11L12 179H10ZM118 177H119V179H121L122 176H118ZM16 179L17 180H21L25 184H27V183L29 185L31 184L30 185L31 187H34L33 185H35V188L36 189H40L39 191H42V192L44 191L45 192L44 187L46 186L45 188H49L50 190H51V188H54V192L52 190L49 191V194L50 195L48 194V191H46V194L44 192L41 193V194H38L39 191L37 192L36 189H35L36 192H34L35 194H33L32 192L34 190L31 192L32 188L29 191V188L28 187L26 189V185L24 186V184H22L21 181H17ZM33 179H34V181H33ZM29 181H31V182H29ZM34 182H37V184L34 183ZM28 184H27V186H28ZM121 186L122 185L119 183L118 184V187H121ZM17 188H18V190H17ZM20 189H21V191H23V192L25 191V192L22 194V192H20ZM14 192H16V193H14ZM55 192H57V193H55ZM89 192H90V194H89ZM43 194H45V195H43ZM38 195H40L41 197L38 196ZM21 196H22V198H21ZM50 196L53 199H56V200L58 199V201L61 202L62 204L61 203H58L57 201L55 202L56 204L55 203H52L54 201H51L53 199L50 198ZM192 196L198 197L199 195L196 194V193H192ZM37 197H40V200H39V198L37 199ZM48 199H51V200H48ZM95 199L97 201H95ZM249 199L250 200H253V201L256 200L255 199V195L250 194ZM87 200H89L91 202H89V201L87 202ZM84 201H85V203H84ZM41 203L42 204L44 203V205H42ZM50 203L53 204V205H51V207H50V205H48ZM91 203L93 204L92 206H91ZM187 205L190 206V204H187ZM209 205H211V206L214 205V207L211 208ZM38 206H40L41 208L39 207L40 208L39 209ZM209 207H210V211H211L210 213H208L209 212L208 211L209 210ZM88 208H90V209L88 210ZM229 209H230V211H229ZM43 210H45V211L42 212ZM227 210H228V213H227ZM14 211H15V213H14ZM97 211H98V214L100 215L98 217H96L98 214H96V213L93 214V212H97ZM102 212H104V215L102 214ZM242 212L244 213L245 216L243 215ZM48 213H51V214L49 215ZM107 213H109V215ZM207 213H208V215H207ZM230 213H231V215L234 213L233 216H231ZM253 214H255V215H253ZM256 214H257V216H256ZM227 215L229 216V219H228ZM260 215H261V218L259 217ZM106 216H109V217H106ZM237 216H238V218H237ZM154 217H156V216L154 215ZM244 217H247V218L245 219ZM58 218H60V219L58 220ZM234 219H236V220H234ZM232 220L234 221V225L235 226L233 225V221ZM240 221H241V223H240ZM47 223H48V225H47ZM236 223H237V225H236ZM247 223H249V225H247ZM39 224H42V225H39ZM43 224L44 225L46 224L47 226L46 225L44 226ZM184 224H187V223L185 222ZM229 224H231V225H229ZM23 225H25V226H23ZM224 225H226V226H224ZM150 227H152V224L150 225ZM225 227H227V228H225ZM71 229H72L73 232L71 231ZM147 229L150 230V231H147ZM65 230H67V231H65ZM39 231H40V234H39ZM69 231L72 232L73 234L70 233ZM68 232H69V234H67ZM154 232L152 233V235H157V234H154ZM196 233H198V235H196ZM209 234L211 236H209ZM71 235L74 237V239H72V237H71V239L73 240L71 242H70L71 239L68 240V239H65L64 238V237L70 238ZM40 237H41V239H40ZM206 237H208V238H206ZM249 237H250V239H249ZM14 238H15V240H14ZM118 238H119V236H118ZM196 239H198L199 241H201L200 243H202V244H200L199 241H197ZM194 241H197V242H194ZM243 241H245V242H243ZM37 243H39V244H37ZM60 244H64V245H62L63 247H61ZM129 244H131V245H129ZM72 246L73 247L75 246V247L72 248ZM84 246H86L87 249ZM153 247L155 249H153ZM147 248H149V249H147ZM178 249H180V250H178ZM198 250H200V251H198ZM178 252H180V253H178ZM17 253H19V254H17ZM66 253H67V255H66ZM140 253H142V254H140ZM143 253H144L145 256H142ZM37 254H38V256H37ZM137 254L139 256H137ZM53 256H54V258H53ZM56 257L58 259H55ZM59 257H63V258H59ZM131 257H133L134 259L132 260ZM53 259H55L56 261L53 260ZM115 259H117V260H115ZM71 260H73V261H71ZM82 260H84V261H82Z\"/></svg>",
	"mask_w": 264,
	"mask_h": 264
}]
</instances>
